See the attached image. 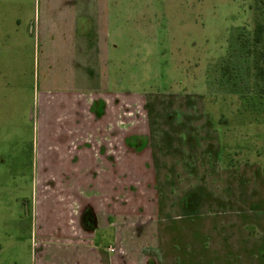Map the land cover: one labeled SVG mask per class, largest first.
I'll list each match as a JSON object with an SVG mask.
<instances>
[{"label":"rangeland","instance_id":"1","mask_svg":"<svg viewBox=\"0 0 264 264\" xmlns=\"http://www.w3.org/2000/svg\"><path fill=\"white\" fill-rule=\"evenodd\" d=\"M252 2L116 0L110 151L106 119L100 150L76 170L110 264H264V119L238 98ZM40 13L37 0H0V264H34L31 215L44 219L49 193L66 185L39 177L75 173L34 165L38 92L63 89L39 83L43 57L26 28ZM48 224L35 237H54Z\"/></svg>","mask_w":264,"mask_h":264},{"label":"crops","instance_id":"2","mask_svg":"<svg viewBox=\"0 0 264 264\" xmlns=\"http://www.w3.org/2000/svg\"><path fill=\"white\" fill-rule=\"evenodd\" d=\"M37 6L41 13L28 20L26 29L35 40L36 53L43 57V79L39 83H63V89L38 92L34 165L50 171L71 169L67 172L75 173L71 177H39L38 183L58 185L66 180V185L56 187L55 194L49 193L50 199L44 203L43 217L49 222L46 231H52L54 237H35L37 224L44 219L36 217L39 212L31 215L34 264H110L108 245L101 246L99 237L95 239L93 235L99 228L93 205L78 203V198L84 200L79 187L85 179L76 170L85 165L84 152L99 148V139L94 136H100V128L96 127L106 119L108 128L103 135L107 137L103 136L101 142L106 141L110 151V104L115 101V93L107 88L110 40L117 32L116 0H37ZM91 108L96 120L86 111ZM88 159L92 167L97 166L92 157ZM70 181L72 185H68ZM34 184L35 181V190ZM58 190L62 193L58 194ZM73 202L81 209L73 211L71 219L68 208Z\"/></svg>","mask_w":264,"mask_h":264},{"label":"trees","instance_id":"3","mask_svg":"<svg viewBox=\"0 0 264 264\" xmlns=\"http://www.w3.org/2000/svg\"><path fill=\"white\" fill-rule=\"evenodd\" d=\"M251 9L253 26L246 45L249 84L238 98L241 111L252 119H264V0H253Z\"/></svg>","mask_w":264,"mask_h":264}]
</instances>
